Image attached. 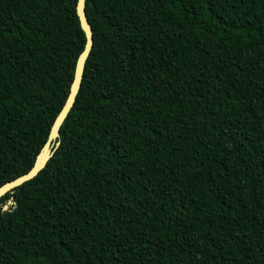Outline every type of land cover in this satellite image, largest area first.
Instances as JSON below:
<instances>
[{
    "label": "trees",
    "instance_id": "1",
    "mask_svg": "<svg viewBox=\"0 0 264 264\" xmlns=\"http://www.w3.org/2000/svg\"><path fill=\"white\" fill-rule=\"evenodd\" d=\"M77 1L0 0V186L66 102ZM86 10L60 145L0 198V264H264V0Z\"/></svg>",
    "mask_w": 264,
    "mask_h": 264
},
{
    "label": "water",
    "instance_id": "2",
    "mask_svg": "<svg viewBox=\"0 0 264 264\" xmlns=\"http://www.w3.org/2000/svg\"><path fill=\"white\" fill-rule=\"evenodd\" d=\"M86 7H87V0L77 1V13L80 19L81 26L86 34V43L84 49L82 50V52L80 53L77 59L74 79L71 84L70 92L68 94L66 102L63 105L57 117L55 118V121L50 131L49 138L46 141L44 147L38 153L34 165L26 173L14 178L13 180L7 181L3 185H1L0 198L4 196L6 193L13 191L16 187L22 185L26 181H29L34 177H36L40 173V171L46 167L49 159L54 155L55 150L60 145V142L57 141V139L60 136L61 126L76 102L84 78V72L86 69L87 60L94 45L93 26L89 20ZM8 201L10 200L5 201V203H7ZM5 210L7 209H3V211Z\"/></svg>",
    "mask_w": 264,
    "mask_h": 264
},
{
    "label": "rangeland",
    "instance_id": "3",
    "mask_svg": "<svg viewBox=\"0 0 264 264\" xmlns=\"http://www.w3.org/2000/svg\"><path fill=\"white\" fill-rule=\"evenodd\" d=\"M13 205L12 200L8 201L7 203H5L2 207L3 209H8Z\"/></svg>",
    "mask_w": 264,
    "mask_h": 264
}]
</instances>
